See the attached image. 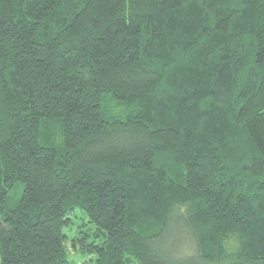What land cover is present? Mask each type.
I'll return each instance as SVG.
<instances>
[{"label":"trees","instance_id":"trees-1","mask_svg":"<svg viewBox=\"0 0 264 264\" xmlns=\"http://www.w3.org/2000/svg\"><path fill=\"white\" fill-rule=\"evenodd\" d=\"M80 261L264 264V0H0V264Z\"/></svg>","mask_w":264,"mask_h":264},{"label":"rangeland","instance_id":"rangeland-1","mask_svg":"<svg viewBox=\"0 0 264 264\" xmlns=\"http://www.w3.org/2000/svg\"><path fill=\"white\" fill-rule=\"evenodd\" d=\"M73 253H74V255H76V254H77V252H76V251H73ZM80 263L82 264L83 262H82V261H80Z\"/></svg>","mask_w":264,"mask_h":264}]
</instances>
